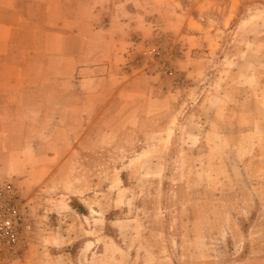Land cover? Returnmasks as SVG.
Segmentation results:
<instances>
[{"label":"rangeland","instance_id":"rangeland-1","mask_svg":"<svg viewBox=\"0 0 264 264\" xmlns=\"http://www.w3.org/2000/svg\"><path fill=\"white\" fill-rule=\"evenodd\" d=\"M124 1H105L98 25L127 15ZM175 2L185 15L167 30L173 4L150 0L157 30L134 50L152 73L146 94L134 85L143 114L75 147L60 140L44 181L0 183L30 225L0 264L243 262L264 184V0Z\"/></svg>","mask_w":264,"mask_h":264},{"label":"crops","instance_id":"crops-1","mask_svg":"<svg viewBox=\"0 0 264 264\" xmlns=\"http://www.w3.org/2000/svg\"><path fill=\"white\" fill-rule=\"evenodd\" d=\"M105 1L114 3L0 0V183L44 181L60 140L75 147L89 131L113 132L121 117L143 114L134 85L149 84L152 73L136 69L132 58L154 35L158 18L150 0H125L127 15L111 9L101 27ZM155 1L173 4V17L163 18L171 28L161 27L172 30L170 22L184 11L175 0ZM254 192L256 216L241 264H264V184Z\"/></svg>","mask_w":264,"mask_h":264},{"label":"built area","instance_id":"built-area-1","mask_svg":"<svg viewBox=\"0 0 264 264\" xmlns=\"http://www.w3.org/2000/svg\"><path fill=\"white\" fill-rule=\"evenodd\" d=\"M24 206L14 185L0 186V252L17 253L26 245L30 225L25 220Z\"/></svg>","mask_w":264,"mask_h":264}]
</instances>
